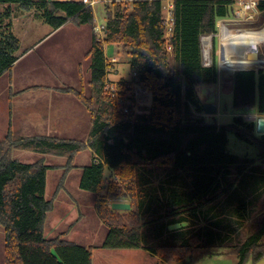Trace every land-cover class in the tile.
<instances>
[{"label":"trees","instance_id":"obj_1","mask_svg":"<svg viewBox=\"0 0 264 264\" xmlns=\"http://www.w3.org/2000/svg\"><path fill=\"white\" fill-rule=\"evenodd\" d=\"M164 1L107 7L104 39L93 33L88 53L96 100L83 95L93 118L85 141L11 131L0 140L5 264H92V247L68 241L64 233L45 237L54 209V199L46 198L47 173L53 165L45 163V156L67 158L61 184L86 149L92 158L82 168L79 188L98 197L96 209L108 228L101 248H141L162 262L177 264H194L219 252L235 255L237 264H245L251 255L254 262L264 257V134L240 115L229 125L208 122L201 115L197 91L219 79L216 60L203 65L200 37L216 32V20L231 15L236 0H172L174 23L168 38ZM13 5L34 10L54 29L75 21L94 30L93 10L77 2L0 0V6H6L1 16L9 20L5 31L0 20V74L18 59L20 42L10 32ZM259 9L264 10V0ZM104 42L128 47L133 76L151 93L147 113L136 115L132 107L117 111L114 99L101 97L109 65ZM232 79L234 107L257 106L264 114V70H238ZM93 100L98 107L91 106ZM231 131L255 145L257 156L231 153ZM17 150L42 157L20 162L13 157ZM105 167L113 174L106 186ZM118 198L128 200L131 209L113 210L109 199ZM195 250L200 253L193 254Z\"/></svg>","mask_w":264,"mask_h":264},{"label":"rangeland","instance_id":"obj_2","mask_svg":"<svg viewBox=\"0 0 264 264\" xmlns=\"http://www.w3.org/2000/svg\"><path fill=\"white\" fill-rule=\"evenodd\" d=\"M5 8L6 6H0L1 28L4 31L9 22L8 19L1 16ZM238 8L239 5L235 4L232 8V13L235 14ZM12 9L14 15L11 18L12 26L10 27V32L16 38H20L23 41L20 52H23L29 45L42 39L47 31L54 29L42 16L37 15L36 12L33 20L25 19L24 21H19L18 18L16 19V16L22 13V9H18L15 5L12 6ZM93 11L94 25H105L107 17L106 8L103 5H98ZM261 16L264 20V12H262ZM257 25L250 24L249 26L256 27ZM59 28L63 29L59 33H55L46 38L47 40L39 43L33 52L25 57L18 65L0 74V110L3 106L2 111L7 109L5 103L9 101V96L6 97V92L2 89L4 87L3 83L6 84L10 79L14 82L10 91L13 97L12 107H15V110L20 105L29 106L32 103L29 98L34 97L36 88L34 86L27 87L26 84L30 81V78L34 81L37 79L47 80V82L52 81L54 84L50 85H53L56 89L60 88L65 94H75L76 92L82 91L83 95L85 94L87 97L94 95V100H96V95L92 92L91 85L88 86V80L89 78L91 79V72L88 73L87 67L88 63H90L88 53L92 46L93 33L95 31L92 30L90 24L78 25L75 21H68ZM262 41L264 40H259V42ZM262 45L264 43H261ZM104 50L106 59L109 60V65L107 67V75L101 97H111L114 99L117 111L125 112L126 108L132 107L131 110L133 109L136 115L147 113L152 103L151 93L141 83V88L133 85L134 76L130 68L128 47L123 44H108L104 42ZM110 60H113L114 63L113 61L110 62ZM115 60L117 61L115 62ZM224 67L228 70L224 69L225 73L223 72L224 70L219 71V79L216 83L197 87L198 95L201 97L202 102L214 103L217 106L216 114H206L203 112L201 115L205 116L208 122H215L219 126L231 124L234 117L238 115L242 116L245 121L256 123L259 117H264V114L257 112V106L238 109L233 105L232 70L245 67H236L234 64L227 63H225ZM17 78L24 80V82L15 83V79ZM94 100L91 106L96 108L98 104L96 101L94 103ZM28 135L34 136L39 134L34 133ZM62 136L79 140L84 139V135L80 133L63 134ZM4 137H0V140ZM228 138L227 148L231 153L241 156L247 155L248 157L257 156V147L255 145L239 140L232 131L228 133ZM13 157L20 162L32 163L39 160L42 155L33 151L17 150L14 151ZM91 158L92 152L89 149L80 152L76 157V168L72 172L74 176L70 180L63 181L60 184V179L64 172L62 168L66 164L67 158L58 154L45 156V163L53 165V168L47 174L46 198H52L62 186L69 190L64 191L66 195H74L78 187L75 176L82 175V168L90 163ZM111 177L110 169L105 167L103 178L105 186ZM101 194H105V191ZM92 196H94V202L90 198L89 209L81 210V213L75 206H70L61 200V198H56L57 200L54 202L55 212L51 215L50 219L48 217L45 224V227H47V237L53 238L60 235L62 231L66 232L70 230L71 233L67 234L64 238L85 247H92V264H177L175 261L162 262L158 257L141 248H101L100 246L107 235L108 228L101 221L96 209L98 197L95 194ZM118 199L131 204L126 199ZM110 200L112 199H109V204H111ZM125 221L127 222V220ZM81 232H86L87 234ZM260 241L264 243V234L261 236ZM198 253H200L199 250L193 251V254ZM186 260L188 261V258ZM0 264H5V230L2 225H0ZM194 264H237V258L235 255H227L219 252V254L204 255ZM245 264H264V257L254 262L251 255Z\"/></svg>","mask_w":264,"mask_h":264},{"label":"crops","instance_id":"obj_3","mask_svg":"<svg viewBox=\"0 0 264 264\" xmlns=\"http://www.w3.org/2000/svg\"><path fill=\"white\" fill-rule=\"evenodd\" d=\"M262 12H264V10H262ZM34 16H35L34 10H30V11L24 10V12L22 10V13L16 16V19L18 18L19 21H24L25 19L33 20L35 18ZM62 29L63 28L53 29L52 31H47L43 35L42 39L29 45L26 49L23 50V52H20L22 49L23 41L20 38H18L20 42V48L16 52V54L18 53L16 55L18 59L12 65V67H15L16 65H18L21 61H23L25 57L31 54L33 50L38 46L39 43L47 40L46 38L52 36L53 34L59 33ZM74 32L78 33L76 31ZM108 61L109 60H107V62ZM112 61L113 60H110V62ZM116 61L117 60H115V62ZM223 63H224V60L222 59V64ZM87 67H88V73H90L91 72L90 63H88ZM223 72L225 73V70ZM29 80L30 81H28L26 85L27 87L34 86V88H36L35 89L36 94L34 95V97L29 98L30 101H32V103H30L29 106L20 105L19 107L16 108V110H15V107L14 108L12 107L13 97L10 91L12 84H14V82L12 81V79H10L7 81L6 84L3 83L4 87L2 90H5L6 97L9 96V101L5 103V106H7V109H5V111L4 110L2 111V109L4 108L3 106V108L0 110V137L1 138L4 137L5 134L8 133L9 131L19 136H30L28 134L36 133L39 135L58 136L62 138H72V137H64L62 136L63 134L80 133L84 135V140H86L91 130V127H92L93 118L91 117L89 111L87 110L84 104L82 91L76 92L75 94L73 93L65 94L60 88H57L59 89L57 90L56 88L53 87V85H50V84H54L52 81L47 82V80L43 81V80H38V79L34 81L31 78ZM90 80L91 79L89 78L88 86L90 85ZM22 81L24 82V80L22 79H18V78L15 79V83L17 84ZM46 164L51 165L50 163H46ZM74 165L75 167L70 169L68 173H66L65 181L70 180V178L74 176L73 175L74 173L72 172H74V169L76 168V160H75ZM64 170L65 169H63V171ZM64 173L65 172H63L62 176L64 175ZM112 175L113 174L110 171V177ZM80 177H81L80 174L75 176L78 182V187L76 188L74 195H66L64 191H69V190L65 189V187L62 186L59 192L55 194L56 196L54 195L52 197L54 199V202H56L57 200L56 198H61V200L66 202L68 205L75 206L79 210L80 213L82 212L81 210L84 211L86 209H89V201H90L89 199L90 198L93 199V202L95 199H94V196H92L93 195L92 193L83 191L79 188ZM112 178L113 177H111V179ZM111 179H109L108 181H110ZM110 201L112 203L115 201H121V199H112ZM54 212L55 210L53 209L51 215ZM51 215L49 216V219ZM46 230H47V227L45 229V237H47ZM63 233L65 234V236H67V234L71 232L70 230H67L66 232L62 231L60 234H63ZM81 233L84 234L86 232H81Z\"/></svg>","mask_w":264,"mask_h":264},{"label":"built area","instance_id":"obj_4","mask_svg":"<svg viewBox=\"0 0 264 264\" xmlns=\"http://www.w3.org/2000/svg\"><path fill=\"white\" fill-rule=\"evenodd\" d=\"M69 2H77L82 4L85 8H94L98 5H103L106 10L107 7L113 4H121L124 7H131L134 0H66ZM261 0H236L235 4L239 5L236 13H232L227 17H222L216 20V32L211 34H203L200 37V43L202 48V62L204 66H212L217 62L219 71L226 69L222 65V59L226 58V47L222 40V30L223 26L227 23H233L235 25H244L249 28H256L263 23L262 19V10L259 9V4ZM238 2V3H237ZM163 10L165 13L164 25L166 27V38L170 36L172 32V27L174 23L173 18V3L172 0H165L163 4ZM250 24H258L256 27H251ZM105 25L95 26V33L98 37V40H103L105 36ZM259 42L257 45L258 57L260 58V64L253 68H240L232 70L236 72L238 70H258L264 69V45L261 46ZM216 44V47H215ZM168 48H170L168 46ZM228 70V69H226ZM231 71V70H230ZM133 85L141 88V84L133 77ZM129 107L125 109V112H128Z\"/></svg>","mask_w":264,"mask_h":264},{"label":"bare ground","instance_id":"obj_5","mask_svg":"<svg viewBox=\"0 0 264 264\" xmlns=\"http://www.w3.org/2000/svg\"><path fill=\"white\" fill-rule=\"evenodd\" d=\"M264 40V21L256 28L227 23L223 26L222 40L226 47V58L222 65L234 64L236 67L253 68L260 64L257 45Z\"/></svg>","mask_w":264,"mask_h":264},{"label":"water","instance_id":"obj_6","mask_svg":"<svg viewBox=\"0 0 264 264\" xmlns=\"http://www.w3.org/2000/svg\"><path fill=\"white\" fill-rule=\"evenodd\" d=\"M203 110L206 114H216L217 113V106L214 103H202ZM256 131L259 134H264V117H259L256 122ZM111 208L113 210L118 211H128L131 209V204L122 202V201H115L111 203Z\"/></svg>","mask_w":264,"mask_h":264}]
</instances>
